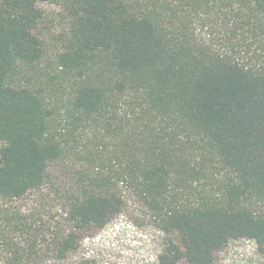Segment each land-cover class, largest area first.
I'll return each instance as SVG.
<instances>
[{
  "label": "trees",
  "instance_id": "obj_1",
  "mask_svg": "<svg viewBox=\"0 0 264 264\" xmlns=\"http://www.w3.org/2000/svg\"><path fill=\"white\" fill-rule=\"evenodd\" d=\"M125 191L136 264L264 262V0H0V264H131L81 248Z\"/></svg>",
  "mask_w": 264,
  "mask_h": 264
},
{
  "label": "rangeland",
  "instance_id": "obj_2",
  "mask_svg": "<svg viewBox=\"0 0 264 264\" xmlns=\"http://www.w3.org/2000/svg\"><path fill=\"white\" fill-rule=\"evenodd\" d=\"M40 7L50 20L57 17L61 7L48 1L40 2ZM217 28H213L217 34ZM218 30V29H217ZM127 209L115 216L100 232L83 241L81 248H110L121 263L136 264L153 261L160 248V233L153 228L148 211L140 205L136 197L123 192ZM215 264H264L255 244L247 238L231 239L214 253Z\"/></svg>",
  "mask_w": 264,
  "mask_h": 264
}]
</instances>
